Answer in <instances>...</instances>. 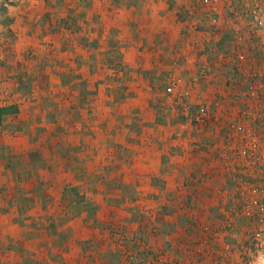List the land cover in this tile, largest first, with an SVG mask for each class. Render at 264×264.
I'll return each mask as SVG.
<instances>
[{
	"label": "rangeland",
	"instance_id": "rangeland-1",
	"mask_svg": "<svg viewBox=\"0 0 264 264\" xmlns=\"http://www.w3.org/2000/svg\"><path fill=\"white\" fill-rule=\"evenodd\" d=\"M25 1L0 0V105L14 110L0 125V191L2 177L25 181L32 197L0 215V264H260L264 34L245 5L171 4L190 37L171 45L146 32L143 58L122 52L107 23L113 11L116 30L148 29L127 17L132 0ZM170 47L188 64L144 65ZM104 95L120 113L106 118ZM204 107L207 126L194 121ZM125 124L137 150L93 148Z\"/></svg>",
	"mask_w": 264,
	"mask_h": 264
},
{
	"label": "crops",
	"instance_id": "crops-1",
	"mask_svg": "<svg viewBox=\"0 0 264 264\" xmlns=\"http://www.w3.org/2000/svg\"><path fill=\"white\" fill-rule=\"evenodd\" d=\"M105 2H107L106 4L108 6L110 5L111 7H113L112 0H105ZM132 2L134 3V4H132V7H133V9L135 8V10H133L131 12H130V10L126 11V8H123V6H121L122 10H124L128 13L127 17L129 19L135 20L138 23L139 22L143 23L144 25L147 26L148 29H143L141 31H139V29L132 30L130 27L131 24H129V29H126V31L127 30L128 31H127V33H125L124 31L121 30L123 26L121 27L118 24V28L121 30V31H118L115 29V27H116L115 22L116 21H114L115 20L114 18L116 16H114L113 11L109 14V17H107V23H109V22L111 23V29L115 30L118 33V37L121 40H123L126 44V46L121 49V51L124 52L125 54H127L129 52V46H131V51H133V52L135 51V54H141L143 56V58L145 57V55L147 57L148 53L151 54L150 53L151 51L148 52V50L145 47L141 48L142 45L138 44L140 41L145 42L144 40H142V38L150 37V34H147V36H146V34H145L146 32L152 33V31H153L154 32L153 34H155L153 37H156V38H168L169 39L168 43L171 45H174L176 43V41H178L179 38H181V36H188V35L182 33L181 30L184 31L185 30L184 28L182 29L181 26L178 28L176 26H174L175 22H176V20H175L176 18L174 17V14H176L175 13L176 11L171 6V4H175V3L187 4L188 0H174V1L173 0H132ZM25 4H26V6H28V5H31L32 2H30V0H26ZM130 14H132L133 16H130ZM120 15H122V13L119 14L118 16H120ZM122 18H124L123 15H122ZM182 19H183V21L180 20V21H177V23H187V22H185L184 16H182ZM143 24H142V26L145 27ZM26 25H28V27H29V21H27ZM28 27L25 26L24 30L26 31ZM124 27L126 28V26H124ZM23 36H25L26 40L28 39L26 32L23 33ZM188 37H190V36H188ZM139 38H141V39L139 40ZM134 39H137V40L135 42H133ZM134 43H135V45H134ZM14 48H16V49L19 48L18 42H16V45ZM79 49H80V47L76 48L75 50H79ZM19 50L20 49H18V51ZM166 51H167V53L165 54V56L163 54L161 55V57H162L161 59L155 58L151 61L145 62L144 65L149 66V67H153V68H159L162 65L163 66L168 65V67L171 69L173 67L176 68V67L182 66L184 64L185 65L188 64V60H187V62L186 61L184 62L181 60L179 61L176 58V54L172 50L171 47L168 48ZM140 89H139V92L141 91ZM145 94L147 95L146 91H145ZM100 98H103V96ZM104 98H105V95H104ZM134 99L135 100H131L128 98L127 100L130 102H133V101L136 102L137 101L136 98H134ZM145 100H147V99H145ZM105 104H110V106L109 105L106 106L107 107V110L105 111L106 112L105 113L106 118H111L114 113H116V112L120 113L122 110L121 108H118V111H116V108H117L116 105L118 103L114 104L113 99H110L107 96L105 98ZM132 104H134V103H129V106H132ZM135 104H137V103H135ZM114 106H116V107H114ZM125 115H126V117H130V118L133 117L132 110H130L129 113H125ZM117 118H118V116H117ZM142 122H144V121H142ZM90 126H91V129L96 131V134H97V131L99 130V126L97 125V123L95 122V125H90ZM116 126L117 127L112 126V128H116L115 132L107 131L108 132L107 133L105 131L104 135H106V139H105L104 143H102V141H100V140H96V138L93 139L91 141L93 144V148L98 149V147L102 146V144H103V146H102L103 149H106L107 147L109 149L112 147L114 148L113 144H115L119 140V144H123L122 146H124L125 148H132V150H137L138 146L130 147L131 143L129 142V140L125 139V137L121 136L124 132H126V124L125 125H116ZM155 128L157 129V131H159L158 135L160 138H163L166 136L165 131H162L163 128H161L160 125H155ZM73 129L74 130H76V129L81 130V127L76 125V129H75V126H73ZM114 134H118L120 139H117V137L113 136ZM76 144H77V142H76ZM213 144H214V141H213ZM167 145L169 146L170 144L167 143ZM27 146H28V144H25L24 148L27 149L28 148ZM208 147H212L211 144H209ZM163 148L166 149L165 147H163ZM163 148H162V144H161V146L156 147L155 150H163ZM162 156L163 155H161V157ZM134 159L135 160H138V159L143 160V158H141L140 155H138ZM16 166L17 165L15 164L14 167H16ZM56 168L59 169L58 163L56 165ZM1 179H2L1 180L2 184L8 185V187L6 186V189H7L6 191H0V215L3 213H7L6 212L7 209L10 210V206H12V204L14 202V201L13 202H11V201L13 199H15V197H20V195H22L23 198L32 197V190H31V188H29V189L26 188V182L25 181H24V188L25 189L22 190V189H16V188L14 189V187L12 186V184H10V182L8 184V181L6 178L3 179V177H2ZM18 191H19V193H18ZM49 194H50V198H52L54 196L53 193H49ZM26 208H27V206L25 205V209Z\"/></svg>",
	"mask_w": 264,
	"mask_h": 264
},
{
	"label": "built area",
	"instance_id": "built-area-1",
	"mask_svg": "<svg viewBox=\"0 0 264 264\" xmlns=\"http://www.w3.org/2000/svg\"><path fill=\"white\" fill-rule=\"evenodd\" d=\"M223 5L229 6H237L238 3L245 5L248 9L247 17L250 19V27L254 29L255 32H261L264 34V0H220ZM216 13L212 15V23L217 22V18L214 17ZM237 31V30H236ZM202 72L205 73V68L203 67ZM178 80L173 79L171 86L174 87L177 84ZM212 117L210 111L207 107L202 108L194 117V121L200 124L204 123V126H207ZM213 122V121H212ZM230 127L235 129L236 125L231 124ZM247 148H251L249 143L247 144ZM260 209L264 210V204L260 205ZM256 243L254 244V253H257L256 259L260 262V264H264V234L256 233L255 239ZM224 251H231L230 245L226 244L224 246Z\"/></svg>",
	"mask_w": 264,
	"mask_h": 264
},
{
	"label": "trees",
	"instance_id": "trees-1",
	"mask_svg": "<svg viewBox=\"0 0 264 264\" xmlns=\"http://www.w3.org/2000/svg\"><path fill=\"white\" fill-rule=\"evenodd\" d=\"M13 109L9 107H2L0 105V125L2 124L3 117L7 114L13 113Z\"/></svg>",
	"mask_w": 264,
	"mask_h": 264
}]
</instances>
